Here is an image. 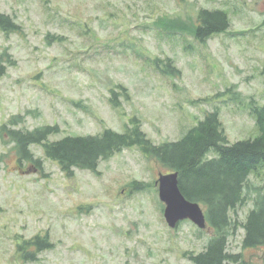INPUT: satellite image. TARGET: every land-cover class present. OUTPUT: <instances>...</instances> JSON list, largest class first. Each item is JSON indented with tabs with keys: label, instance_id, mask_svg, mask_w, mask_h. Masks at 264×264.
I'll return each mask as SVG.
<instances>
[{
	"label": "rangeland",
	"instance_id": "obj_1",
	"mask_svg": "<svg viewBox=\"0 0 264 264\" xmlns=\"http://www.w3.org/2000/svg\"><path fill=\"white\" fill-rule=\"evenodd\" d=\"M200 7L226 10L229 28L205 42L165 32L161 18L194 21ZM0 12L20 25L0 28V60H8L0 125L21 114L20 128L58 126L48 136L56 140L123 131L137 116L160 143L179 139L217 107L230 142L258 134L254 116L231 94L264 103V0H0ZM156 56L170 58L179 73H161ZM119 85L127 94L119 89L113 107L109 91ZM31 149L46 176L17 170L13 143L0 138V264H191L183 253L203 250L212 235L188 219L168 226L155 181L169 170L136 146L71 176L39 146ZM134 181L147 185L137 191ZM256 187L264 191V167L249 176L238 220L253 207ZM36 234L52 245L26 259L16 245ZM242 236L239 227L227 237L237 264H264V245L243 248Z\"/></svg>",
	"mask_w": 264,
	"mask_h": 264
},
{
	"label": "trees",
	"instance_id": "obj_2",
	"mask_svg": "<svg viewBox=\"0 0 264 264\" xmlns=\"http://www.w3.org/2000/svg\"><path fill=\"white\" fill-rule=\"evenodd\" d=\"M165 32L169 35L189 33L194 39L205 42L214 34L229 28L226 10L200 7L194 21H170ZM0 28L3 31H16L20 25L0 12ZM54 37L51 34L47 38ZM60 39V37H57ZM154 66L164 74L179 73L171 59L152 58ZM8 60H0V78L6 73ZM119 89L126 93L123 86L110 89L109 101L113 107L119 106ZM225 91H230L228 87ZM224 92H220L222 94ZM232 93V92H231ZM123 94V95H125ZM230 98V97H229ZM231 99L243 103L254 116L258 134L253 138L230 142L219 118L217 107L208 110L203 118L189 127L176 140L160 143L152 142L141 129V121L132 116L125 123L123 131L105 127L97 134L66 135L60 139L49 140L48 136L58 131V126L44 125L34 129L20 128L21 114L11 115L0 125V138L12 142L17 170L44 172L42 158L35 156L32 145L41 148L43 154L55 161L66 176H71L75 168L97 171L98 162L106 159L122 148L136 146L146 157L157 160L169 171L178 172V185L183 195L198 202L204 209L207 225L212 231L204 249L199 252L187 251L183 255L191 264H237L240 253L228 251L227 237L237 228L243 230L242 247L264 245V191L254 188L253 207L243 220L233 214L238 206L247 200L245 189L250 174L264 167V103L249 96L242 97L232 93ZM142 181H134L133 189L140 191L146 187ZM52 243L47 236L36 234L16 245L26 259H34V250L48 248Z\"/></svg>",
	"mask_w": 264,
	"mask_h": 264
},
{
	"label": "water",
	"instance_id": "obj_3",
	"mask_svg": "<svg viewBox=\"0 0 264 264\" xmlns=\"http://www.w3.org/2000/svg\"><path fill=\"white\" fill-rule=\"evenodd\" d=\"M159 199L163 202V216L169 227H176L182 220L188 219L197 227L205 228L207 220L201 205L187 199L178 185V172L159 173L155 181Z\"/></svg>",
	"mask_w": 264,
	"mask_h": 264
}]
</instances>
